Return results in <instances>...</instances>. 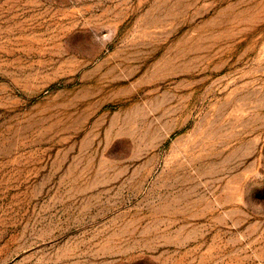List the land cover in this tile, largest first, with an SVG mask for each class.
<instances>
[{
    "label": "rangeland",
    "instance_id": "rangeland-1",
    "mask_svg": "<svg viewBox=\"0 0 264 264\" xmlns=\"http://www.w3.org/2000/svg\"><path fill=\"white\" fill-rule=\"evenodd\" d=\"M0 264H264V0H0Z\"/></svg>",
    "mask_w": 264,
    "mask_h": 264
},
{
    "label": "clouds",
    "instance_id": "clouds-1",
    "mask_svg": "<svg viewBox=\"0 0 264 264\" xmlns=\"http://www.w3.org/2000/svg\"><path fill=\"white\" fill-rule=\"evenodd\" d=\"M111 41L108 38V35L104 32H97L94 30L92 37V44H94L98 50H104L107 48L108 43Z\"/></svg>",
    "mask_w": 264,
    "mask_h": 264
}]
</instances>
